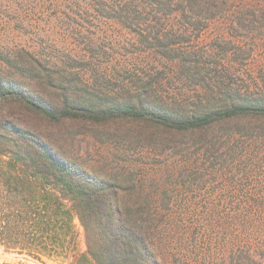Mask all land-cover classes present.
I'll return each mask as SVG.
<instances>
[{
	"label": "trees",
	"instance_id": "1",
	"mask_svg": "<svg viewBox=\"0 0 264 264\" xmlns=\"http://www.w3.org/2000/svg\"><path fill=\"white\" fill-rule=\"evenodd\" d=\"M45 2L121 23L139 56L166 64L124 65L111 94L22 29L0 45V251L67 258L77 218L73 264H264V76L231 62L248 40L223 58L214 46L220 63L185 47L212 29L226 45L262 33L264 0ZM81 135L112 144L93 151Z\"/></svg>",
	"mask_w": 264,
	"mask_h": 264
},
{
	"label": "rangeland",
	"instance_id": "2",
	"mask_svg": "<svg viewBox=\"0 0 264 264\" xmlns=\"http://www.w3.org/2000/svg\"><path fill=\"white\" fill-rule=\"evenodd\" d=\"M8 1L10 0H0V45L10 44L18 31L22 29L25 33L23 38L27 42L29 41L30 45L41 43L46 48L50 46L58 56L69 54L75 58V60L69 61L71 65H86L97 69L98 71L95 73L96 77L99 78L98 85L102 90L111 94L120 92L127 81V74L121 69L124 65L135 63L140 66L148 65V63L152 65L153 63L164 68L166 64V60L139 56L138 51H140L141 45L136 42L134 35L121 23L105 19L99 14H76L69 9L72 2L53 3L55 6L51 7L45 2L50 0H28L29 7L26 4H9ZM149 27L150 24L144 23L136 30L145 32L150 29ZM215 33L214 29L208 30L199 41L190 43L185 47L195 50L198 54L197 58L208 59L207 62L209 63H220V58L214 59L210 56H213L212 48L214 46L219 47L217 53L223 58L224 54L228 55L224 53L225 50L230 52L235 47L233 38L234 40L241 38L244 41L248 40L249 43L245 45V48L236 52L235 58L237 60L231 56V62H235L239 70L244 68L248 78H250V70H257L258 72L261 70V74L264 76V31L260 34L254 31L249 35L245 31H237L234 33L236 35H232L233 33L225 34L223 38L231 41L227 45L216 42ZM251 38L256 39L257 42ZM253 42L255 43L253 44ZM203 54L210 57H205ZM104 67L114 70V73L110 69L106 71L108 78L105 77ZM167 76L162 78L163 82ZM101 140L102 138H95L92 135L87 137L81 135L77 142L80 141L84 148L88 147L90 143L93 151L97 146H108L111 143L106 138L102 140L103 143ZM123 159L124 156H120L117 161ZM74 226V250L69 252L67 258L58 260L45 258L46 264H73L74 256L86 251L84 230L77 218L74 221ZM19 261L26 264H42L25 256L3 254L0 251V264Z\"/></svg>",
	"mask_w": 264,
	"mask_h": 264
}]
</instances>
